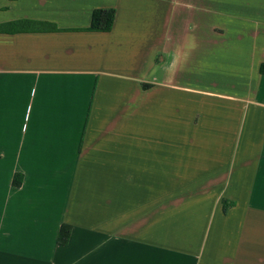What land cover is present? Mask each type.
<instances>
[{"label": "crops", "instance_id": "0c3cea01", "mask_svg": "<svg viewBox=\"0 0 264 264\" xmlns=\"http://www.w3.org/2000/svg\"><path fill=\"white\" fill-rule=\"evenodd\" d=\"M0 264H264V0H0Z\"/></svg>", "mask_w": 264, "mask_h": 264}, {"label": "trees", "instance_id": "16d2710c", "mask_svg": "<svg viewBox=\"0 0 264 264\" xmlns=\"http://www.w3.org/2000/svg\"><path fill=\"white\" fill-rule=\"evenodd\" d=\"M115 18V9H98L92 14L91 24L84 31L92 32H109L112 29L113 22ZM29 21H18L15 23L16 29L25 30V26H30ZM15 184H17L15 180ZM227 203L223 204V210H227ZM70 227L67 225H62L58 235V243L66 244L70 234Z\"/></svg>", "mask_w": 264, "mask_h": 264}]
</instances>
